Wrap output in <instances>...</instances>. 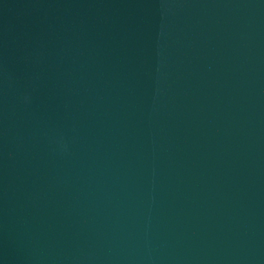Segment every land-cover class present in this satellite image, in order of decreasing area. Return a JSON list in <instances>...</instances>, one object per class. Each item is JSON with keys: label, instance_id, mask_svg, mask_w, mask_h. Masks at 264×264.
<instances>
[{"label": "water", "instance_id": "obj_1", "mask_svg": "<svg viewBox=\"0 0 264 264\" xmlns=\"http://www.w3.org/2000/svg\"><path fill=\"white\" fill-rule=\"evenodd\" d=\"M0 264H264V0H0Z\"/></svg>", "mask_w": 264, "mask_h": 264}]
</instances>
